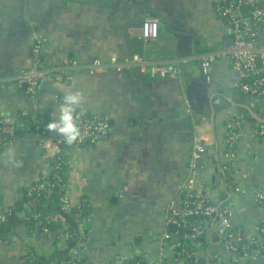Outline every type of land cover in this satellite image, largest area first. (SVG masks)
Here are the masks:
<instances>
[{"label": "crops", "instance_id": "1", "mask_svg": "<svg viewBox=\"0 0 264 264\" xmlns=\"http://www.w3.org/2000/svg\"><path fill=\"white\" fill-rule=\"evenodd\" d=\"M149 17L160 22L155 41L140 35ZM35 37L43 40L39 57L47 65L65 57L85 65L138 54L149 62H179L182 81L153 77L138 65L94 72L82 66L70 69V81H52L32 94L19 77L34 63ZM230 38L213 0H0V125L6 136L0 208L12 207L23 188L49 175L54 158L46 156L33 120H57L65 95L78 91V107L106 118L110 129L94 145L68 153L65 194L72 206L85 201L88 208L76 264L153 263L161 252L171 254L161 235L172 210L184 208L179 189L190 173L193 122L206 121L214 135L196 171L195 193L229 206L234 229L257 236L264 227V205L255 197L264 191V99L240 93L227 55L214 61L209 82L201 67L203 56L230 46ZM258 58L264 68V57ZM235 124L239 136L230 148L226 137ZM46 145L53 146L52 136ZM230 150L234 156L225 157ZM206 235L208 248L199 255L212 264L225 247L212 229ZM63 243L54 231L22 223L8 243L0 242V264H21L28 246L51 256L64 250ZM246 264H264V252Z\"/></svg>", "mask_w": 264, "mask_h": 264}, {"label": "built area", "instance_id": "2", "mask_svg": "<svg viewBox=\"0 0 264 264\" xmlns=\"http://www.w3.org/2000/svg\"><path fill=\"white\" fill-rule=\"evenodd\" d=\"M218 16L223 21V26L226 33L233 39L232 45L225 47L220 51L208 52L202 59V72L209 82L211 80L212 65L216 58L221 55H227L230 58L231 68L235 74L234 85L235 87L247 94L254 97L264 99V68L259 63V56L264 57V45L259 41L264 39V0H213ZM160 33V22L155 17L146 18L140 29L141 37L146 41H155L158 39ZM43 48V40L35 37L33 46L34 63L29 70H26L19 77L20 83H24L28 87V91L35 94L40 88L44 80L68 82L72 79L70 73L71 68L86 67L90 72L95 70H103L108 66H113L118 70H122L129 65H138L142 69L147 70L153 77H166L171 76L182 81V67L179 62H149L138 54L131 55L120 59L113 57L109 62L101 59H95L91 63L81 65L77 60L70 57H65L59 65H47L40 57V51ZM64 101V99H63ZM186 111L190 116H194V110L191 104L187 101ZM83 109L78 106L74 108V116L76 123L80 130V135L76 139V144L81 146L86 140H90L95 144L97 140L108 134L110 125L106 118L94 116L93 118H86ZM50 124V123H49ZM48 124V125H49ZM48 125L41 129L40 125L35 126V130L43 136L42 143L46 150V156L54 158L60 144L64 141L65 136L59 132L50 130ZM232 125L229 126V133L226 137V142L231 148L239 136L238 132L231 131ZM41 129V130H40ZM264 133V128L259 130V134ZM53 138V146L46 145L47 139ZM6 136L4 135L3 128L0 129V146L6 144ZM214 143V135L210 129V124L206 121L193 122V137H192V150L190 159V173L186 181L181 185L179 194H187L189 197H196L195 207H184L179 212L172 210V218L170 223H176L177 229L171 232L169 229L165 230L161 235V242L168 244L171 254L166 255L161 252L159 258L153 263H141L140 261L135 264H172L176 248L179 246L181 240H188L191 247L196 249L194 253L195 263L199 262V252L204 249L201 246L199 238L207 233L209 229L214 231V234L224 244L225 256L215 264H246L247 261L255 254L264 252V227L259 229V234L254 238H248L243 233L236 231L232 225L231 216L232 210L229 206L219 205L217 202L212 201L205 195H197L194 191L195 188V175L198 169L199 162L207 149ZM56 149V150H55ZM234 153L230 150L225 154V157L232 158ZM38 187L44 188L48 184L47 175L40 180ZM256 199L264 205V191H257L255 194ZM62 211L69 213L72 209L71 200L64 193ZM30 212V207L28 210ZM201 215L205 217L201 220L200 225L192 226L190 232L180 231L186 228L187 224L182 214ZM217 213L218 217L210 223L209 217ZM9 210L0 208V222L7 219ZM53 220L57 216L52 217ZM202 225V226H201ZM68 224H63L67 228ZM70 226V224H69ZM79 234L81 232L80 223L76 226ZM66 231L63 235L64 238L69 237ZM83 242L79 240L77 244L70 249L74 256L73 264H76L82 258L78 253L79 248ZM185 251V250H183ZM128 264H133L132 262Z\"/></svg>", "mask_w": 264, "mask_h": 264}, {"label": "trees", "instance_id": "3", "mask_svg": "<svg viewBox=\"0 0 264 264\" xmlns=\"http://www.w3.org/2000/svg\"><path fill=\"white\" fill-rule=\"evenodd\" d=\"M240 93L244 96H252L251 94ZM86 118H93L96 115H91L85 112ZM38 116L36 120H33V126L40 125L43 129L50 123L49 118L45 115ZM0 125V129H1ZM40 129V130H41ZM238 127L235 124L231 131H238ZM92 146L90 140H86L81 146ZM3 146V145H2ZM0 146V148L2 147ZM78 146L76 141L72 144L67 142L65 137L64 141L61 144L60 150L57 153V156L51 161L50 173L47 176L48 184L44 188H39V183L31 184L22 189L21 196L18 201H16L12 207L9 209V214L6 221L0 222V242L8 243L11 235L16 232V229L22 223H25L30 229L38 228L40 230H49L54 231L56 242H60L64 239V250L57 249L51 256L45 254H36L34 249L31 246H28L27 253L21 259V264H73V254L70 252V249L73 248L79 240L82 239V235L85 236L84 230L83 233L79 234L78 228L76 227L78 223L82 224L88 214V208L85 201L80 203L77 206H72V209L69 213L63 212L61 209L63 207V198L65 193V175H66V161L68 160V153L72 147ZM196 197H189L187 194L183 193L181 195V202L184 207H195ZM30 207V212L27 211ZM57 216L56 220H53L52 217ZM185 223L187 224L186 228L180 229V231L190 232L192 226L200 225V222L205 217L201 215H190L182 214ZM218 217L217 213H213L208 220L213 222ZM63 224H68L67 228L63 227ZM70 224V226H69ZM37 226V227H35ZM202 226V225H201ZM68 232L70 235L67 238H64L63 235L65 232ZM201 246L203 249H207L209 242L208 236L203 234L199 238ZM185 250V251H183ZM196 249L191 247L188 240H181L179 242L178 248H176L174 259L177 262L183 264H196L194 261ZM144 263V261L135 259L132 261L133 264L136 262ZM205 263L203 257H199V262L197 264ZM212 264H215V260L211 261ZM172 264H177L175 261Z\"/></svg>", "mask_w": 264, "mask_h": 264}, {"label": "clouds", "instance_id": "4", "mask_svg": "<svg viewBox=\"0 0 264 264\" xmlns=\"http://www.w3.org/2000/svg\"><path fill=\"white\" fill-rule=\"evenodd\" d=\"M83 100L80 92H69L65 95L64 101L58 109V119L52 121L48 127L50 130L59 132L65 136L67 142L72 144L80 135L79 127L74 116V108Z\"/></svg>", "mask_w": 264, "mask_h": 264}, {"label": "water", "instance_id": "5", "mask_svg": "<svg viewBox=\"0 0 264 264\" xmlns=\"http://www.w3.org/2000/svg\"><path fill=\"white\" fill-rule=\"evenodd\" d=\"M230 40V45H232V43H233V39L232 38H230L229 39ZM51 80H44L42 83H41V87H44L45 85H47V87L49 88L50 86H51ZM176 228H177V225H176V223H171L170 225H169V230L171 231V232H175L176 231Z\"/></svg>", "mask_w": 264, "mask_h": 264}, {"label": "rangeland", "instance_id": "6", "mask_svg": "<svg viewBox=\"0 0 264 264\" xmlns=\"http://www.w3.org/2000/svg\"><path fill=\"white\" fill-rule=\"evenodd\" d=\"M28 248V247H27ZM27 250V249H26Z\"/></svg>", "mask_w": 264, "mask_h": 264}]
</instances>
